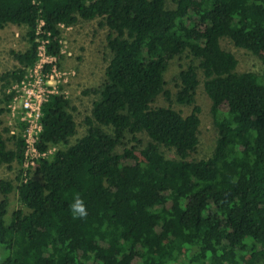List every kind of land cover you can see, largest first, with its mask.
<instances>
[{
    "label": "trees",
    "instance_id": "trees-1",
    "mask_svg": "<svg viewBox=\"0 0 264 264\" xmlns=\"http://www.w3.org/2000/svg\"><path fill=\"white\" fill-rule=\"evenodd\" d=\"M0 0V29L25 28V51H11L15 68L0 76V117L10 112L14 86L45 54L62 59L61 26L100 19L111 58L105 80L78 124L63 92L42 104L41 150L62 146L17 185L1 180L0 264H255L264 261V66L236 71L228 39L254 55L264 52V0ZM40 22L43 24L40 26ZM187 58L175 79V101L193 105L183 116L170 106L166 74ZM53 64H45L49 73ZM217 131L212 155L195 159L201 84ZM21 134L0 129V166L22 165ZM163 149L174 153L167 157ZM18 180V178H17ZM20 207L9 221V195ZM76 195L86 215L73 216ZM182 244L190 255L181 254Z\"/></svg>",
    "mask_w": 264,
    "mask_h": 264
},
{
    "label": "rangeland",
    "instance_id": "rangeland-1",
    "mask_svg": "<svg viewBox=\"0 0 264 264\" xmlns=\"http://www.w3.org/2000/svg\"><path fill=\"white\" fill-rule=\"evenodd\" d=\"M166 7L172 9L175 7L174 0H167ZM100 19L91 21L79 20L73 26H61V52L62 59L57 62L56 67L50 73L52 74L46 79V87L49 90L60 91L70 100L71 109L75 120L78 124L77 134L70 139L73 144L78 138L86 133V126L83 120L90 114L92 103L97 96L84 91L99 87L105 80V70L111 58V53L107 48V28L99 25ZM25 28L9 24L4 29H0V76L15 68L16 62L13 59L11 51H25L28 47L25 39ZM225 50L233 53L238 60L236 71L261 73L264 66V52L254 55L247 50L235 47L228 39L222 41ZM50 59V58H48ZM47 59V60H48ZM50 62L45 63H51ZM42 63H44L42 61ZM189 59L184 58L177 60L171 64L166 74V87L170 90L171 97L168 100L164 96H159L152 107L170 106L180 112L183 116H187L192 112L193 105H182L175 101V77L177 76L180 65H186ZM201 84L196 90L195 105L200 107V127H199V143L195 153L192 155L195 159L209 158L215 148L217 139V131L214 126L213 116L211 113L212 102L207 96L203 88V76L199 71ZM1 88V87H0ZM1 91V90H0ZM17 113L8 112L0 117V129L5 127L9 130L19 124ZM53 153L62 148V146H53ZM167 157H173L174 153L168 149H163ZM35 172L32 174L34 176ZM21 166H15L9 169L7 166H0V181H8L13 185L20 183ZM18 178V180H17ZM3 196L0 192V201ZM18 195L13 191L9 195L10 203L6 220L9 221L14 210L20 207L17 200ZM181 254L190 255L184 249L182 244L178 245ZM5 252L0 247V257ZM176 264H187L185 256H181ZM255 264H264V261L257 260Z\"/></svg>",
    "mask_w": 264,
    "mask_h": 264
},
{
    "label": "built area",
    "instance_id": "built-area-1",
    "mask_svg": "<svg viewBox=\"0 0 264 264\" xmlns=\"http://www.w3.org/2000/svg\"><path fill=\"white\" fill-rule=\"evenodd\" d=\"M42 24L43 22H40V26ZM51 60L54 61L45 63ZM55 61L54 57L45 54V48L42 44L39 47L38 63L27 70V77L22 83L13 87L16 91V96L10 103L9 109L13 115L17 113L19 124L10 129V134L20 133L25 144L23 161L22 165H20V182L32 178V174L35 172L39 161L49 159L54 154L52 148L41 150L38 144L43 132V125L41 123L43 116L41 110L42 104L47 100L50 93L58 92L49 90L46 87V79L52 75L50 72L56 67ZM45 64H53L49 73L44 72Z\"/></svg>",
    "mask_w": 264,
    "mask_h": 264
},
{
    "label": "clouds",
    "instance_id": "clouds-1",
    "mask_svg": "<svg viewBox=\"0 0 264 264\" xmlns=\"http://www.w3.org/2000/svg\"><path fill=\"white\" fill-rule=\"evenodd\" d=\"M71 211L73 216L84 217L87 213L85 210L84 201L80 198L79 195H76L71 204Z\"/></svg>",
    "mask_w": 264,
    "mask_h": 264
}]
</instances>
